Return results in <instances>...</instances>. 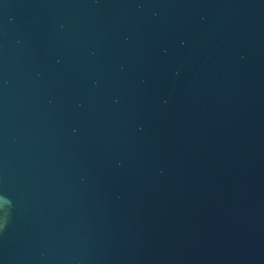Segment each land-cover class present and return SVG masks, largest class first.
<instances>
[{"label": "water", "instance_id": "95a60500", "mask_svg": "<svg viewBox=\"0 0 264 264\" xmlns=\"http://www.w3.org/2000/svg\"><path fill=\"white\" fill-rule=\"evenodd\" d=\"M0 264H264V0H0Z\"/></svg>", "mask_w": 264, "mask_h": 264}, {"label": "snow or ice", "instance_id": "6c2138e0", "mask_svg": "<svg viewBox=\"0 0 264 264\" xmlns=\"http://www.w3.org/2000/svg\"><path fill=\"white\" fill-rule=\"evenodd\" d=\"M2 228H3V225H2V223H0V230H2Z\"/></svg>", "mask_w": 264, "mask_h": 264}]
</instances>
